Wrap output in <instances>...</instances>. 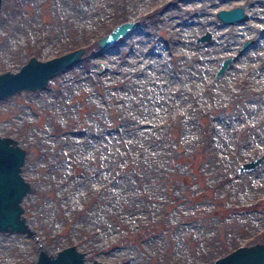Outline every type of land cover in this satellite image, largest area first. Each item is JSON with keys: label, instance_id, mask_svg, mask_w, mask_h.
Returning <instances> with one entry per match:
<instances>
[{"label": "rangeland", "instance_id": "1", "mask_svg": "<svg viewBox=\"0 0 264 264\" xmlns=\"http://www.w3.org/2000/svg\"><path fill=\"white\" fill-rule=\"evenodd\" d=\"M263 5L1 0L0 72L84 51L44 87L0 99V135L25 150L20 203L33 230L0 231V264L70 244L87 264H212L264 242ZM237 6L241 19L216 16ZM127 20L132 29L97 44Z\"/></svg>", "mask_w": 264, "mask_h": 264}, {"label": "water", "instance_id": "2", "mask_svg": "<svg viewBox=\"0 0 264 264\" xmlns=\"http://www.w3.org/2000/svg\"><path fill=\"white\" fill-rule=\"evenodd\" d=\"M1 3V0H0ZM216 16L223 22H232L244 17L240 6L219 9ZM135 26L134 21H122L115 24L111 30L99 39L97 44L106 47L127 33ZM210 39L209 32H204L195 38V42ZM249 39L242 41L244 48ZM83 47H77L56 56L41 60L29 56L16 71L0 72V99L22 89L37 90L44 87L49 78L74 64L83 53ZM230 56L224 57L215 71L219 76L229 66ZM25 150L14 138L0 135V231L21 232L30 236L33 230L27 224L21 206L22 197L29 191L30 184L21 174V165ZM263 161V155L241 162L237 172L251 170ZM93 264H111L107 261L92 260ZM35 264H87L84 252L70 244L57 250L55 254L40 249ZM212 264H264V242L256 241L251 244L239 245L229 252L215 258Z\"/></svg>", "mask_w": 264, "mask_h": 264}, {"label": "bare ground", "instance_id": "3", "mask_svg": "<svg viewBox=\"0 0 264 264\" xmlns=\"http://www.w3.org/2000/svg\"><path fill=\"white\" fill-rule=\"evenodd\" d=\"M264 6V5H263ZM255 8V7H254ZM264 12V11H263ZM233 30V29H232Z\"/></svg>", "mask_w": 264, "mask_h": 264}]
</instances>
